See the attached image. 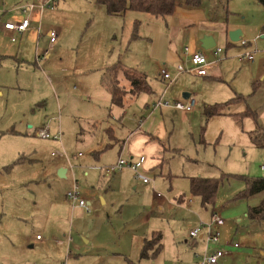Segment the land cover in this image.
<instances>
[{
	"label": "rangeland",
	"instance_id": "rangeland-1",
	"mask_svg": "<svg viewBox=\"0 0 264 264\" xmlns=\"http://www.w3.org/2000/svg\"><path fill=\"white\" fill-rule=\"evenodd\" d=\"M15 1L0 0V6L4 4L7 9L13 5L27 4L25 0ZM92 2L95 4V0L57 2L54 0L45 8L64 9L62 18L73 27L71 30L78 29V23L87 25L83 28L85 34L81 39L82 44L76 42L75 47H64L60 51L62 53L58 52L56 55L55 48H51L49 58L53 61L48 64L40 62L36 65L28 58L24 59L30 60V64L25 61L19 62L17 59L0 61V156L14 159L20 151L24 154L31 152V156L36 158L32 164L15 165L12 171L15 187L11 189L9 186L8 190H0V264H30L33 261L39 262L43 256V252L38 250L36 245L29 246L31 243L26 240V235L31 231L32 235L35 232H42L44 214L54 213L48 205L49 199H53L55 203V199L61 196L64 201L61 184H54L55 180L59 182L61 180L57 171L56 177L53 175L50 179L44 171L45 166L50 164L54 170L60 152L66 153L74 166L84 159H92L91 149L101 141L111 146L106 150H98L99 154L106 152V156L103 155L104 160L114 158L118 144L113 138H108L107 130L112 129L117 139L126 138L131 131L137 129L138 118L145 113H141L143 104L148 103L152 107L156 100L155 92L141 94L135 100L132 98L131 102L129 95H126V106L124 108L111 106L110 115L105 116L107 103L103 97L104 91L101 86H97L100 83V69L95 65L98 58L94 61L93 56L102 53L103 49L104 55H107L104 63L109 65L120 59L125 65L133 67L138 72H144L150 84L156 83L161 87L163 84L156 77L158 68H166L169 73L175 72L179 46L186 40L180 30L181 27L176 24L168 26L169 21L165 16L136 11H127L124 16H108L110 19H106L103 6L98 4L97 9L91 10ZM233 8L231 0L228 9L233 11ZM58 23L59 26L62 20L59 19ZM215 36L217 37V33ZM67 40L72 39L67 37ZM23 44H26L24 47L28 52L33 42L23 39ZM90 46L93 47L86 49ZM194 47L201 49L198 40ZM59 57H62V61ZM103 86L105 92H108L106 86L104 84ZM100 97L102 98L99 99ZM263 103L264 98L259 94L247 99V105L252 109L262 107ZM196 110L198 111V108ZM230 111L235 112L232 108ZM196 115H190L188 119L187 112H178L174 109H167L164 113L167 130L173 133L171 142L181 146V153L164 154L165 160L162 165L164 171L168 170L173 175L180 176L177 186H174V190L176 188L180 191L177 195L182 194L185 199H189L186 180L188 176L200 174L205 177H219L222 173H227L264 177V172L259 167L264 163V149L252 148L247 133L242 132V129L246 131L251 127V119L234 114L229 117L205 115L199 119ZM120 116L122 117L119 120ZM30 125L35 130L45 125L50 126L51 136L52 127L59 126L63 148L51 137L47 139L38 137L35 132L32 133L33 130H30L28 137L11 134L15 130L25 133L29 131ZM201 139L205 140V145H202ZM78 153L82 156H78ZM62 164L68 167L66 160ZM159 180L161 182V179L156 178V182ZM79 181L87 187L85 181L80 179ZM132 186L109 189L112 199L119 202L113 207L107 206L101 213H108L112 218V225L119 229L120 225L116 223L114 217L118 209L119 211L122 209L125 218L132 217L128 220L129 234H134L138 239L142 232L140 227L143 229L145 220L149 217L155 218V215L147 213L150 203L147 193L141 194L140 188L133 190ZM165 186V184L154 186V193L168 197L176 194L170 193ZM148 187H150L148 193H151V185ZM242 188L243 183L239 179L229 176L228 179H222L215 198V206L221 208L223 212L230 244L239 242V233L244 230L242 225L247 224L244 217L246 207L259 204L260 200L264 199L263 191L249 197L247 201L234 200V194ZM92 190L95 200L86 199L90 202V210L105 188ZM195 206L193 205L194 209ZM155 213L157 215L156 211ZM8 214H14L19 218L9 217ZM54 214H57L59 219L53 225L48 224L51 230L63 225L67 236L83 242L82 235L76 230L75 225L84 227L86 220H81L78 210H71L67 204L66 207L63 206V210ZM76 216L80 222L76 221ZM196 223L197 218L192 214V209L186 211L175 209L161 217L156 229L162 233L163 250L155 264H185L183 257L186 253L191 254V250L183 241L188 236L189 229ZM237 226L240 227L238 231L235 229ZM143 232H146V229H143ZM128 249L130 251H127V254L137 255L134 248ZM244 249L243 245L239 244L234 251L242 252ZM236 252L233 254L231 264H264L259 249H251L249 254L236 255ZM78 254L69 258L64 254L59 264H96L93 263L95 259H91L93 254L82 255L81 252ZM117 260L107 259L104 264H114ZM140 264L152 262L142 260Z\"/></svg>",
	"mask_w": 264,
	"mask_h": 264
},
{
	"label": "crops",
	"instance_id": "crops-1",
	"mask_svg": "<svg viewBox=\"0 0 264 264\" xmlns=\"http://www.w3.org/2000/svg\"><path fill=\"white\" fill-rule=\"evenodd\" d=\"M39 1L40 0H25L27 3H38ZM57 1L58 0H56V2ZM230 1L231 0H202V4L198 8H180L176 9L173 14L165 16L168 19L167 21H169L167 22V25L169 26L170 24L172 26L176 24L181 27L180 30L185 35L184 38H186L185 42L179 46L177 55L178 58L176 60L177 64H189L187 57L183 52V47L188 46L190 52L201 51L205 55L208 62V72L206 75L202 76L190 73H177V64L175 66V72L173 73H169L166 68H158L156 71V77L158 81L163 84V87L156 83L150 84L148 80L150 85V91L148 93L155 92L156 100H154L152 107H150L148 103L143 104L141 113H145L138 118L137 129L131 131L126 138L122 137L121 139H117L112 129L109 128L107 130L108 138H113L118 144V150L114 158L104 160L103 155L106 156V152H104V154H99L98 150H106L111 146V144H104L103 141H101L93 147V149H91L93 161L92 159L87 158L74 166L71 163L69 156L66 153L62 154L60 152V157L57 158L54 170L50 164L45 166L44 171L50 179H52L53 175L56 177V171L58 174L59 169L64 168V173H62L63 176H59L61 179L60 182L55 180L54 184H61V192H64V201L67 202L71 210L79 211L81 220H86V225L84 227L81 225L78 226V224L75 225L76 230H78L82 235L83 242L75 238H71L69 235L67 236L63 225H59L54 230H51L48 224L51 223V225H53L59 219L58 215L54 213L63 210V206L66 207L67 204L62 201L61 196L58 199H55V203L53 199H49L48 205L50 206V209L54 211V215L51 214V212L44 214L41 233L35 232V234L32 235L33 231H31L28 235H26V240L31 243L29 246L33 247L36 245L38 250L43 252V256H41L39 262L33 261L30 264H59V261L64 254H66L67 258H69L71 255H79L78 252H81L82 255L93 254L91 259L94 258L95 260L93 263L96 264H104L107 259L111 260L114 258L118 259L114 264H140L142 260H148L152 262V264H155V260L159 257L163 250L162 242L161 249L156 252L154 256H151V252L153 251H150L149 257L142 258L141 252L145 242L151 240L155 235L159 234L162 241V233L160 230L156 229V226H158L159 220L165 214L172 213L175 209L185 211L187 209H192V214L197 218V223L190 229L196 227L202 222L208 221L213 211L219 212V214L223 217L221 208H217L215 203L212 207L209 205L203 206L199 197L193 196L189 192L190 178L202 175L198 174L186 177L189 199H185L182 194L177 195L180 191H177L176 188L174 190V186H177L180 176L173 175L171 171L168 170L164 171L162 165L165 160L164 154H168V152L173 154L181 153V146L171 142L173 133H171V131L168 132L167 130L165 121L166 117L164 116L167 109H174L178 112H187L188 119H190V115L192 116L193 114H198L199 116L196 115V117L201 119L202 116L205 117V110L207 108L212 109L216 106L218 113L214 114V117H229L234 114L244 119H251V127L246 131L242 129V132L244 131L247 133L248 141L252 148L264 149V146H256L252 142L250 133L256 129V123L252 116L244 114L249 110L254 111L261 127L259 132L264 134V103L262 107H257L255 109H252L247 105V99L252 96L259 94L264 98V36L261 35L264 30V6L258 0H232L234 5L233 11L236 10L233 12L228 9ZM95 4H93V9L91 10L98 8L97 5L99 3H97V0H95ZM18 7L19 6L13 5L11 7H7L6 9V5L4 4L3 6H0V61L3 59H17L19 62L25 61L29 64L30 60H33V64L36 65L40 62L48 64L53 61L49 58L51 48H55L56 55L64 47H75L76 42L82 44L81 39L85 34L83 33V28H86L87 25H81L78 23V29L71 30L73 27L68 25L69 23L68 21H65V18H62L64 9L54 8L46 10V7L40 12L35 9L28 13L32 26L39 25L42 32L38 34L35 28H30L23 33L15 34L16 39L12 41L10 39V32L4 30L3 23L6 20H20L26 16V13L20 11ZM103 8L107 15H104V18L106 19H110L107 18L108 16H124L127 11H136L126 10L120 15H113L109 14L104 6ZM222 13L223 15H220ZM59 19L62 20V23L58 26ZM52 29L57 32V38L53 43H50L48 33ZM235 29L240 30L241 36L238 41H231L228 37V32ZM215 33H217V37L215 36ZM204 35L212 36L215 41V46L209 49L202 48L200 38ZM67 37H71L72 40L68 41ZM23 39L25 41L28 39L33 42L31 45L32 47L28 52L25 50L26 47L24 46H26V44H23ZM197 40L201 49L194 47ZM241 41H245V43L242 44ZM86 44L87 42H85V45ZM170 44L171 43H169V45ZM91 47L93 46L86 47V49ZM218 47L221 48V52H216L215 49ZM203 50H209V52L204 53ZM245 52H252L253 59L250 61L241 60L240 54ZM106 56L107 55H104L102 49V53L93 56V59L95 61L98 58L95 65H97L100 69V83L97 86H101L104 91L103 97L106 98L107 103V113L105 116H109L111 113V106L114 105H111L109 90L107 89L108 92H105L103 88L104 83L102 81V75L104 69L115 62L109 65L104 63ZM24 58H28L30 60L27 61ZM59 60L62 61V57H59ZM118 61H120L125 67L134 69L131 66L125 65L120 59L116 62ZM161 69H165L171 75L173 78L171 82L164 80L160 76L159 72ZM173 82L175 83L173 84ZM123 85L126 90L130 88L128 82H124ZM254 86L255 88L257 87L255 90ZM144 93L146 92H141L136 95L126 93V95H129L131 102L133 101L132 98L135 100ZM126 95L124 97V105L114 107L124 108L126 106ZM188 96H193L196 100V104L191 111L178 110L173 107L155 106V103L159 99L174 101L178 99H186ZM101 98L102 97L99 99ZM197 108L198 111L196 110ZM231 108L235 110V112H231ZM112 117L114 119L116 118L114 115ZM121 117L122 116L119 117V120ZM92 125L95 126V123ZM43 127H46L49 133L50 126L45 125ZM28 128L29 131H26L25 133H22L20 130H15L12 131L11 134L13 136L21 135L28 137L31 133L30 130H33L32 133L35 132L37 135L38 129H33L31 125L28 126ZM52 128L53 134L52 136L50 135V137L54 141L58 142V145L63 148L60 127L54 126ZM58 133L59 138H54L53 136ZM200 142L202 145L206 144L205 140L201 139ZM17 154L18 155L14 157V159H9L7 156H0V190H8L9 186H11V189L15 187V181L12 178V171L15 165L24 163L32 164V162L36 160V158L31 156V152L24 154V152L18 151ZM7 155L10 156V154ZM141 155L145 156V161L142 165L141 171L149 177L148 182H143L142 180L137 179L134 172L126 167L108 175L100 169L101 167L115 163L119 157L136 159ZM78 156H82V154L78 153ZM20 157L21 159H18ZM63 159L68 163V167H66L67 165L62 164L64 161ZM222 174L227 175V173ZM229 176H233L235 179H239V181L243 183V188L236 192L233 196L234 200H239L240 198L236 199L234 197L245 187L244 181L238 178L239 176L244 175L228 174V177ZM228 177L226 179H228ZM156 178L161 179V182L160 180L156 182ZM79 179L85 181L87 187H84L82 182L80 184ZM149 184L152 189L151 193H148L150 188L148 187ZM160 184H165V187L168 188L170 193L176 192V194L169 197L163 195L157 196L154 193L153 188L154 186ZM128 185H133V190H138L140 188L141 194L147 193L150 202L147 213L151 215L153 213L155 215V218L149 217L145 220V227L144 223H142L144 227L143 229H146V232H143L141 226L140 231L142 232L138 235V239L134 234H129L130 228L128 227V220H131L132 217H126L128 218L126 219L122 215V209L121 211L118 209L116 216L114 217L116 223L120 225L119 229H116L112 225V218L108 213H101L107 206L113 207L117 204V202H119L112 199V193H109L108 190H112L113 188L124 189ZM74 186L77 187L80 197L85 200H95V195L91 192L93 191L92 189L97 190L105 188V191L101 196H99L98 201L96 203L94 202L92 210H90L89 207L88 210H85L83 207L73 204L66 197V192L73 189ZM263 191L264 190L258 193ZM248 199L249 197L241 200L247 201ZM86 201L89 202L88 200ZM4 202L5 199H3V203ZM262 203H264V199H261L259 204H255L253 206H258ZM88 204H90V202ZM193 205H196L195 209ZM250 206L253 207L252 205H248L246 209ZM131 208L134 209V207ZM155 211L157 212V215ZM8 216L12 218L16 217V219L19 218V216L14 214H8ZM244 217L247 224L245 226L242 225L244 230L239 233V242H233L230 244V236L225 228L226 222H224V224L219 228L220 240L217 244L207 242L204 233L200 234L198 238H190L189 236L185 237L183 243L191 250V254L186 253L183 257V262L185 264H195L202 254L217 247L223 248L225 251L224 257L218 264H231L233 254L236 252L234 250L239 247V244H242L245 249L242 252H236V255L241 253L249 254L251 249H259L261 250L262 258L264 259V218L259 220H250L247 216V211H245ZM75 218L77 222H80L78 216ZM238 220L240 221V219ZM235 229L238 231L240 227L237 226ZM39 234L40 239H36L35 236ZM23 237H25V235H23ZM234 243H237V245L235 246ZM130 247L134 248V252H137L136 256L127 254V251H130L128 249Z\"/></svg>",
	"mask_w": 264,
	"mask_h": 264
},
{
	"label": "trees",
	"instance_id": "trees-1",
	"mask_svg": "<svg viewBox=\"0 0 264 264\" xmlns=\"http://www.w3.org/2000/svg\"><path fill=\"white\" fill-rule=\"evenodd\" d=\"M264 6V0H258ZM97 3L103 5L109 14L120 15L126 10H136L151 13L157 16H166L173 14L176 9H193L198 8L202 4V0H97ZM102 81L109 90L111 105L123 106L126 93L136 95L141 92L148 93L150 85L147 76L135 69L125 67L120 61L107 66L102 75ZM128 82L130 88L125 89L123 83ZM257 88V87H256ZM254 86V90L256 89ZM207 116L218 113V109L214 106L212 109L205 110ZM245 115L253 117L256 123V129L250 133V138L256 146H264V134L259 132L261 127L258 123L256 113L247 111ZM18 159H21L18 158ZM228 175L222 174L219 177H202L195 176L190 178L189 192L191 195L199 197L203 206H213L215 203L218 188L222 179H226ZM244 181L245 187L234 198H248L262 190H264V177H247L239 176ZM247 216L250 220H259L264 218V203L248 207ZM161 249V236L155 235L151 240L145 242L141 252V257L154 256Z\"/></svg>",
	"mask_w": 264,
	"mask_h": 264
},
{
	"label": "built area",
	"instance_id": "built-area-1",
	"mask_svg": "<svg viewBox=\"0 0 264 264\" xmlns=\"http://www.w3.org/2000/svg\"><path fill=\"white\" fill-rule=\"evenodd\" d=\"M54 0H40L38 3H27L19 6V10L26 13V16L20 20H6L3 23V28L7 32H10V39L14 41L16 39L15 34L23 33L27 29L35 28L37 33L40 34L41 30L39 25L32 26L31 20L28 16V13L32 10H38L39 12L48 7ZM264 36V30L261 33ZM49 42L53 43L57 38V32L55 30H50L48 33ZM242 44L245 41H241ZM216 52H221V48H216ZM183 52L187 57L189 64L179 63L176 66L177 73H190L194 75H206L207 74V65L208 62L206 60L205 55L201 51H189L188 46L183 47ZM240 59L243 61H250L253 59L252 52H245L240 54ZM160 76L171 82L173 78L171 75L165 70L161 69L159 72ZM196 104V100L193 96H188L186 99H178L174 101H169L166 99H159L156 103V107H173L178 110L183 111H191ZM37 135L42 138L50 137L48 130L46 127H42L37 130ZM54 138H59V133L53 136ZM145 161V156L141 155L136 159H129L128 157H119L117 161L113 164L101 167L100 169L106 174L114 173L124 167L131 169L134 172V175L137 179L142 180L143 182H148L149 177L142 173L141 168ZM261 170L264 172V163L260 165ZM157 196H160L159 193H156ZM66 197L73 204L83 207L85 210H88L89 204L88 202L80 197L78 189L76 186L73 189L66 192ZM224 218L217 211H213L211 213L210 219L206 222H202L196 227L192 228L188 232V236L190 238H198L200 234L205 235V239L207 242H212L217 244L220 240V230L219 228L224 224ZM36 239H40V235L35 236ZM236 246L237 243H234ZM225 251L223 248L215 247L212 250H209L202 254L195 264H218L220 260L224 257Z\"/></svg>",
	"mask_w": 264,
	"mask_h": 264
},
{
	"label": "water",
	"instance_id": "water-1",
	"mask_svg": "<svg viewBox=\"0 0 264 264\" xmlns=\"http://www.w3.org/2000/svg\"><path fill=\"white\" fill-rule=\"evenodd\" d=\"M241 36V32L239 29L230 30L228 32V37L231 41H238ZM201 47L204 49H209L213 46H215V41L210 35H204L202 38H200ZM62 173H64V168H60L58 171L59 176H63Z\"/></svg>",
	"mask_w": 264,
	"mask_h": 264
}]
</instances>
